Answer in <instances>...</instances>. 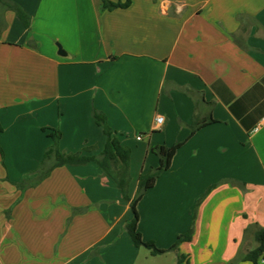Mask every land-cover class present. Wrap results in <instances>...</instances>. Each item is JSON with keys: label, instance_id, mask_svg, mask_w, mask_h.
Here are the masks:
<instances>
[{"label": "crops", "instance_id": "1", "mask_svg": "<svg viewBox=\"0 0 264 264\" xmlns=\"http://www.w3.org/2000/svg\"><path fill=\"white\" fill-rule=\"evenodd\" d=\"M12 1L29 27L0 1V264H230L255 249L264 0H131L113 10L103 0ZM94 109L132 150L131 197L159 165L152 148L184 141L140 200L139 230L165 250L191 228L192 240L159 255L137 247L130 204L94 162L16 187L53 143L43 128L60 130L63 152L99 155L106 136Z\"/></svg>", "mask_w": 264, "mask_h": 264}, {"label": "trees", "instance_id": "2", "mask_svg": "<svg viewBox=\"0 0 264 264\" xmlns=\"http://www.w3.org/2000/svg\"><path fill=\"white\" fill-rule=\"evenodd\" d=\"M7 8L14 10L19 17L23 20L26 27H29V17L23 8L12 0H0ZM131 0H127L122 3L121 1L112 2L110 0H103L102 9L113 10L116 8H127L130 6ZM93 118L96 124L102 127L106 136V143L99 155H88L82 151L75 153H66L60 150L59 143L61 140V132L58 129L43 128V131H48V136L52 139V145L45 151L44 158L40 164V167L36 171L35 177L25 179L19 183H15L16 187L24 191L28 188L36 186L40 181L49 176L50 172L56 168L66 165L79 166L87 165L91 162L96 163L104 174L110 176L115 182L117 187L123 194L126 202L130 204L133 218L126 224V230L130 235L132 241L137 247L147 248L152 255L164 254L168 250H174L177 246L184 241H190L193 237V229L191 228L185 234L178 236L176 243L168 250L158 248L154 241L144 240L142 233L139 230L140 215L138 211V204L146 192L154 187L157 179L163 172L168 170L172 164V160L178 151V149L184 144V141L178 142L175 145L168 147L166 145L155 146L152 148V152L159 157V165L153 168L147 174H141L138 179V188L134 197L129 195L130 184V160L132 150L130 147L122 145L120 139L117 136L116 131L108 124L107 116L96 109L93 111ZM214 122L211 118L207 121L195 122L191 127V135L201 129L203 126ZM84 150H89L85 148ZM0 152L3 154V150L0 146ZM81 209H74V213L81 212ZM258 246L238 256L230 264H236L238 261H251L254 264H259L260 257L264 254V228L259 227L255 233ZM182 258H179V263L182 262Z\"/></svg>", "mask_w": 264, "mask_h": 264}, {"label": "built area", "instance_id": "3", "mask_svg": "<svg viewBox=\"0 0 264 264\" xmlns=\"http://www.w3.org/2000/svg\"><path fill=\"white\" fill-rule=\"evenodd\" d=\"M156 123L161 126L164 123V117L163 116H157L156 117ZM138 139H141L138 137ZM260 261L264 262V254L260 257Z\"/></svg>", "mask_w": 264, "mask_h": 264}, {"label": "rangeland", "instance_id": "4", "mask_svg": "<svg viewBox=\"0 0 264 264\" xmlns=\"http://www.w3.org/2000/svg\"><path fill=\"white\" fill-rule=\"evenodd\" d=\"M29 178H31V177H29ZM29 178H28V179H29ZM21 180L24 181L25 179H21ZM20 182H21V181H20ZM143 251H147V250H143ZM172 257H173V256H168L167 259L164 258L162 264H177L176 260H173Z\"/></svg>", "mask_w": 264, "mask_h": 264}, {"label": "water", "instance_id": "5", "mask_svg": "<svg viewBox=\"0 0 264 264\" xmlns=\"http://www.w3.org/2000/svg\"><path fill=\"white\" fill-rule=\"evenodd\" d=\"M59 50H60V51H59L60 53H64L62 47H60V46H59Z\"/></svg>", "mask_w": 264, "mask_h": 264}]
</instances>
